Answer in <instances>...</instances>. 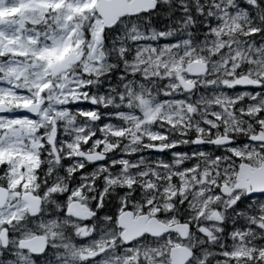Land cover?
I'll return each mask as SVG.
<instances>
[{
	"label": "snow or ice",
	"instance_id": "6c2138e0",
	"mask_svg": "<svg viewBox=\"0 0 264 264\" xmlns=\"http://www.w3.org/2000/svg\"><path fill=\"white\" fill-rule=\"evenodd\" d=\"M3 12L0 264H264V0Z\"/></svg>",
	"mask_w": 264,
	"mask_h": 264
},
{
	"label": "clouds",
	"instance_id": "9594fccd",
	"mask_svg": "<svg viewBox=\"0 0 264 264\" xmlns=\"http://www.w3.org/2000/svg\"><path fill=\"white\" fill-rule=\"evenodd\" d=\"M165 2L167 3L168 0H165ZM229 2H231V0H229ZM186 23H191V21L189 20ZM261 47H264V45H262ZM86 253H87V249H75L74 250V255H76L80 259H82ZM61 255H63V253H61ZM157 255H162V254L157 253ZM3 264H9V260L5 258V260L3 261ZM149 264H165V262L163 260L161 261L150 260Z\"/></svg>",
	"mask_w": 264,
	"mask_h": 264
},
{
	"label": "rangeland",
	"instance_id": "374dc122",
	"mask_svg": "<svg viewBox=\"0 0 264 264\" xmlns=\"http://www.w3.org/2000/svg\"><path fill=\"white\" fill-rule=\"evenodd\" d=\"M17 11H19V10H17ZM7 15H9V13L8 12H3V13H0V17H2V18H4L5 16H7Z\"/></svg>",
	"mask_w": 264,
	"mask_h": 264
},
{
	"label": "flooded vegetation",
	"instance_id": "af4514ba",
	"mask_svg": "<svg viewBox=\"0 0 264 264\" xmlns=\"http://www.w3.org/2000/svg\"><path fill=\"white\" fill-rule=\"evenodd\" d=\"M0 19H2V17H0Z\"/></svg>",
	"mask_w": 264,
	"mask_h": 264
}]
</instances>
